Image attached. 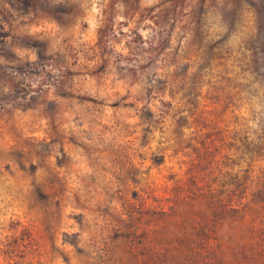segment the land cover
<instances>
[{"label": "rangeland", "instance_id": "obj_1", "mask_svg": "<svg viewBox=\"0 0 264 264\" xmlns=\"http://www.w3.org/2000/svg\"><path fill=\"white\" fill-rule=\"evenodd\" d=\"M198 188L263 264L264 0H0V264H185Z\"/></svg>", "mask_w": 264, "mask_h": 264}, {"label": "trees", "instance_id": "obj_2", "mask_svg": "<svg viewBox=\"0 0 264 264\" xmlns=\"http://www.w3.org/2000/svg\"><path fill=\"white\" fill-rule=\"evenodd\" d=\"M148 115L151 114L149 113ZM238 196L242 199V195ZM228 197L233 196L228 195ZM187 199L184 224L180 225L181 223H178L174 228L175 230H173L176 238L180 239L179 235H181V237L186 239L188 243V250L192 251L191 258L188 262L186 260L185 264H213V260L210 258V260H206L205 256L204 261H197L193 259V257L199 249L198 246H204V249L206 248V253H211L210 251L216 248L213 246L214 243H216L218 248L219 260H221L220 263L226 264L225 258L233 259L235 253L231 251L226 252L222 241L226 239L228 244L231 245L235 242L237 235L235 229L238 225L237 219H245L246 212L249 209L250 200L246 202L236 200V202L235 200L230 199L229 203H226V201L222 203L223 199H216L213 194L208 195L202 188H198L190 192V196ZM208 200L209 202L207 203ZM209 205H211L210 210L206 209ZM173 209L175 210V207H173ZM245 227L246 231L249 230L250 233L254 232L257 234L259 232V226H249L247 223ZM212 232H216V242L212 240ZM260 241H263V238L256 235L251 237L250 243L251 245H254L255 243V245L258 246ZM259 251L261 252L260 254L264 256V250L260 248Z\"/></svg>", "mask_w": 264, "mask_h": 264}]
</instances>
